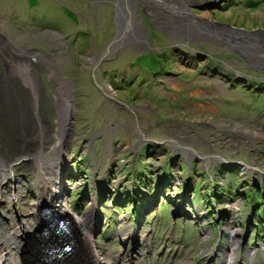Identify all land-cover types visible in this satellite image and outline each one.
<instances>
[{"label": "rangeland", "instance_id": "obj_1", "mask_svg": "<svg viewBox=\"0 0 264 264\" xmlns=\"http://www.w3.org/2000/svg\"><path fill=\"white\" fill-rule=\"evenodd\" d=\"M60 1L77 11L84 6L79 1ZM186 1L185 11L209 25L202 28L196 20L189 25L192 35L186 33L187 28L179 34L138 4L134 16L141 23L140 40L123 37L114 51L103 55L102 68L92 69L97 59L82 55L81 49L94 42L114 41L113 7L103 6L98 21H87L67 18L56 0L39 4L0 0V25L6 24V34L15 46L22 48L26 43L29 50L48 56L51 46L45 29L50 27L72 34L68 43L73 44L71 51L63 52L56 76L48 72L53 65L44 63L45 69H36L44 87L40 102L35 108L31 105L34 111L39 107L37 114L27 105L29 91L15 78L5 81L0 91L13 94V106L0 100V131L3 134L6 118L7 122L19 118L17 126L36 125L35 115L42 114L47 137L56 148L59 117L52 101L54 80L58 77L70 83L75 94L74 138L69 146L61 147L70 158L57 170L58 177L60 173L69 180L66 193L60 185L58 198L81 216L87 214L93 200H99L100 213L89 228L92 242L106 249L111 264H224V260L227 264L233 230L241 232L235 264H264V69L259 67L256 72L223 46L221 40L237 41L236 35L214 26L223 23L254 33L250 37L264 45V0ZM34 21L42 27L34 28ZM124 21L125 28L128 19ZM77 34L86 36L84 43H75ZM179 37L190 40L182 42ZM28 59L38 67L36 61L42 57L32 54ZM109 87L112 97L107 94ZM8 136L11 140L0 135L1 152L22 138V134ZM35 140L39 145L41 138ZM173 141L200 156L192 158ZM206 156L213 159H203ZM5 162L10 165L13 160L9 157ZM20 166L15 173L26 191L18 190L17 179L4 190L10 194V186L14 187L12 192L23 196L22 210H29L34 193L38 196L31 188L36 179ZM41 182L43 186L44 178ZM161 182L164 188L158 190ZM21 211L1 202L0 228L10 230ZM39 219L36 214L34 220ZM130 229L135 230L136 238ZM15 254L20 264L34 262L23 253L20 256V251ZM80 262L79 244L77 254L62 264Z\"/></svg>", "mask_w": 264, "mask_h": 264}, {"label": "bare ground", "instance_id": "obj_2", "mask_svg": "<svg viewBox=\"0 0 264 264\" xmlns=\"http://www.w3.org/2000/svg\"><path fill=\"white\" fill-rule=\"evenodd\" d=\"M141 1L143 2L144 5L146 3V8L149 9L153 17L157 19L158 22H161L165 24L166 26H172L171 29H173L176 33L184 34L183 32L185 31L183 30L187 28L188 26V23L186 20L187 18L185 17L186 2H187L186 0H141ZM137 5L138 4H136L134 0H127L126 2L127 12H128V15L131 16L130 19L132 21V24H135V26L139 27L141 23L136 22V19L134 16V11ZM152 5H156L159 9H161L162 13L156 11L152 7ZM193 22L194 21L189 22V25L193 24ZM5 25L6 24L0 25V32L1 34L5 36V38H8L6 31H5ZM130 30L131 29L127 30V32L125 33L124 40H129V41H134V42L135 40L137 41V39L140 40L141 38L140 30L135 31L133 35L129 34ZM120 33H121V30L119 31L118 35H120ZM4 36L1 35L0 38H4ZM113 49L114 47L110 49L109 54L111 53V51H113ZM19 54L22 56H20ZM25 54L26 53H23L22 51H17L14 54H11L10 52H5V51L1 53L0 63L2 64L4 71L2 74L3 76L1 79L2 81H0V87L9 78H15L16 81L19 82V84H21L25 90L29 91V95L31 96H30V99L28 98L27 105L31 106L34 104H38L40 102V99L42 98L41 92L44 91V87H42V85L39 86L40 83L38 84L37 82H35L39 71L36 70L33 67V65L26 59ZM35 55L38 56L37 54ZM40 56L38 57L40 58ZM28 66H31V67H28ZM18 78L21 79L22 82H20ZM6 90L9 91V89H6ZM53 92H54V96L52 98V101L54 103V107L59 117V123H58L59 125H58L56 132L54 133L55 138L59 137L56 148H55V144L52 145L50 141L51 139L47 137L48 132H49L48 126L46 125L45 121L41 119V117H43L42 114L35 115L36 122L34 123H37L36 125L32 124L31 122H29V124H22L24 127L23 129L22 127L17 126L15 124L16 119H19V118H14L12 121L8 122V124H5L6 126L2 128L4 130V131L2 130L3 134H1V131H0L1 136H3L4 138L5 136H7L9 137L10 140H11V137L8 136L9 133L14 136L16 134L19 137L22 134V138H20L21 143H26L31 140L36 141L35 140L36 136L41 138L39 145H37L38 143L37 141L36 143L32 142V143H35L37 146L35 147L36 150L34 152L23 153V146H26L27 143L22 144L21 149H18L17 148L18 145H16V147L12 149V151L14 152H11L10 147H9V150H5L3 152L0 151V203L1 202L7 203L8 206L11 208L15 206V208L19 211H21L22 209H25L22 204V201L24 200L23 196L21 197L20 195H17L16 192H12L14 191V187H11L9 185L10 194H8L4 190L5 186L8 183L14 182L17 179V181H15V184L17 185V188H19L18 190L26 191L27 187H25L22 184V182H20L21 181L20 178L18 179V176L15 173V167L19 168V166L22 163L24 164H22L20 167L21 168L26 167V169L29 172H31L33 177L36 179V181L34 180V183L32 184L33 187L31 188L36 190L38 194L37 196L34 193L35 200L31 203L29 210H22L21 212H19V215L21 217L19 216L20 219L14 221L13 227H11L10 230H9V227H5V226H2V228H0V235H1L0 238L2 241V243H0V264H20L19 256L15 253L17 251H20V256H21V254L24 252L26 248V244H31V245L36 244L35 240L32 237L31 238H27V237L28 235H31V233L35 232V230L39 228V225L42 224L44 220L47 221V224L49 223L54 224L53 228L47 227L45 230V233L41 234V235L49 236V238L46 240L47 243H45L46 246L50 245L49 247H47V249L51 247H54V248L60 247L61 244L63 245L68 244L67 246H70V245L73 246L72 248L73 250L68 254V256L73 257L77 254L78 246L80 244L82 247V262L80 263L82 264H111L112 261H110V257L108 255L109 253L108 254L106 253L105 251L106 249L101 246L95 245L96 243L92 242V238H93L91 235L92 228H89L90 226H92V222H95L94 217L100 213L99 200H97V198L96 200H93V205H91L87 214L85 216H81L79 213L73 210V207L71 206V204H69L70 206H68V204L65 203L66 201H64V199L61 196H59L58 198V195H59L58 193L61 188L60 185L61 186L63 185L61 190H64L65 192L67 189L66 180H69L68 177L65 179L64 177L61 178L60 173L58 177L59 171L57 170L61 169L63 164L69 161V158H70L66 152L64 153L61 152V147L62 145L69 146L71 139L74 138V130H73L74 123L72 122V120H73V114L75 111V106H74L75 94L73 90V85H71L70 83L64 82L62 80H60L59 83L54 82ZM107 94L111 97L113 96V91L110 87H109V91ZM12 96L13 94L11 95V93L9 92L0 91V100L4 101L7 104L9 103V105H12V103H10ZM34 108H35V105H34ZM34 108H32V110H34ZM68 111H70L69 115H68ZM23 116L28 117V115H22V117ZM5 131L7 132V134ZM142 134L141 136H144ZM173 143L175 144L174 141ZM178 146H181L180 143H178ZM54 148L55 150L53 151ZM190 148L191 147H186V149H190ZM1 153H4L6 158ZM15 153L17 155H14ZM43 153H45L46 156H44L42 159L37 157L38 155H42ZM184 153L187 155H190L192 158L195 155L200 156L197 152L193 154L189 152H184ZM9 157L12 158L13 160V163L10 165L6 164L5 162L7 158L9 160ZM15 158L16 160H14ZM32 159H38V160L36 163H31ZM203 159H206L207 161H211L212 158L210 156H206V157H203ZM54 176L56 177V179H54ZM43 178H44V182L42 186L41 180ZM167 182L168 184L170 183L169 180ZM163 183L164 182L159 183L158 190L161 188H164L165 184L163 185ZM44 191H46L45 195L41 196V193ZM64 192L62 191L61 195ZM42 200H47L48 202L44 204L45 201L41 202ZM17 203L18 205L16 206ZM52 212L55 213V218L58 217L56 222H55V218H53V215H51ZM36 214L41 215L43 218L39 219V221L36 222L34 220V217H36ZM62 220L68 223V227H67L66 232H63V234L62 233L60 234L59 232H55L56 231L55 228H58L60 231H62V228L64 227H61V226L58 227L61 224L59 222ZM70 226H72L71 229H70ZM130 232H131V236L133 238H136V234H134L135 230L130 229ZM76 233H78V236H79V241H78L79 243H73L75 237L76 238L78 237L75 235ZM123 233L124 231L121 232V235H123ZM240 234L241 232L238 230H233L229 233V241L231 243H228L229 253L226 255L227 264H235V260L237 258L238 251H239ZM63 236L65 237L64 239H67L66 240L67 242L65 241V243H64V239H62ZM27 241H30L31 243H25ZM55 259L59 261V260H62V257L55 258ZM189 262H186V263L189 264ZM223 262L225 264V260ZM54 264H61V263L55 262Z\"/></svg>", "mask_w": 264, "mask_h": 264}, {"label": "flooded vegetation", "instance_id": "obj_3", "mask_svg": "<svg viewBox=\"0 0 264 264\" xmlns=\"http://www.w3.org/2000/svg\"><path fill=\"white\" fill-rule=\"evenodd\" d=\"M34 1L37 4H39L40 2L42 3L43 1H46V0H34ZM56 1L59 4H61V7L63 9V14L66 15L67 18L84 17V18H86L87 21H88V19H90V20L94 19L95 21H98L99 19H97V18L99 16L100 8H102L103 6H106V8H107V6H111V7H113V16L116 19V21H115V26L117 28L116 31H118V29L126 21V20L124 21L123 15L121 14V11L127 9V7H126L127 0H72L74 2L79 1V3H83L84 4V6L82 5V8L80 10H78V11L70 8L67 5V3H65V2H61L60 0H56ZM117 17H118L119 20L117 19ZM124 17L127 18L128 20L131 18V16L128 15V12H126V11L124 13ZM43 18H45V17H43ZM34 19H36V18H34ZM135 19H136V22H138L137 18H135ZM131 24H132V21H131ZM33 27L34 28H37V27L41 28L42 24H38L37 21H34ZM137 27L138 26H135V24H132L129 34L133 35L135 31L140 30V27L139 28H137ZM50 28L45 29V31H47L46 35H47V37H49L47 39V41H48L47 44L49 43L50 46H51V48L49 50L51 53H49L48 56L45 55L44 52H41V51H38V50H35V49L29 50L28 49L29 47H27L26 43L21 45V46H23L22 48L15 46L14 43H13V39H11V37H9L8 35H7L8 38H5V36L3 34H1V32H0V36L2 35V36H4V38H0V53L5 51V52H10L11 54H14L17 51H22L23 53H26L25 54L26 59L30 63H32V61H30L28 59V57L30 55L34 54L33 52H39V53H35V54H37L38 56L41 55L42 59H37L36 63H39V64L37 65L38 67H36V68L38 70H43V69H45L43 67L45 65L44 63L51 64V65L54 66V68H51L52 70L49 69L48 72L52 75V77L56 76L57 68L60 69L61 66H62V64L59 62V60H61V57L65 56L63 52L71 51V48H72L73 44L72 43L69 44L68 40L72 36V34L71 35H69L67 33L63 34L60 29L55 31L54 28H52V29H50ZM34 30H36V29H34ZM116 35H117V33L115 34V37L113 39L116 38ZM76 36H78L77 38H75V43H77V45H80V43L83 42L82 41L83 38L86 37V36L84 37V35H82V34H80V35L77 34ZM109 44H110V41L108 43H104L102 45H98V43L94 42L91 47H88L86 45L83 46V49H81L82 50V55H84V56L85 55H89L91 57H94L98 61V62L94 63V65H91L92 69L93 68H100V67L102 68V65L104 63V61L102 60L103 55H104L103 51H106V49H107ZM98 48L101 49V50H99ZM114 50H115V48L113 49V51ZM55 66H58V67H55ZM54 82L59 83L60 82L59 78L56 77ZM5 122H6V124L8 123L7 122V118H6ZM5 126L6 125H4V127ZM140 134H142V133H140ZM174 142H175V146L177 147L178 144L176 143V141H174ZM183 148H186V147H183ZM179 149L183 150L182 147H179ZM189 150H192V148L186 149V152L189 151Z\"/></svg>", "mask_w": 264, "mask_h": 264}, {"label": "water", "instance_id": "obj_4", "mask_svg": "<svg viewBox=\"0 0 264 264\" xmlns=\"http://www.w3.org/2000/svg\"><path fill=\"white\" fill-rule=\"evenodd\" d=\"M135 2H136V4H139V5H141L142 7H143V12H146V3H145V5L143 4V2L141 1V0H134ZM152 7L156 10V11H158V12H160V13H162V11H161V9H159L156 5H152ZM125 11L127 12V9H125V10H122L121 11V14L123 15V18L125 19V17H124V13H125ZM145 14V13H144ZM119 17V16H118ZM118 17H117V19H118ZM185 17L188 19V20H190L189 22H191V21H196L197 20V22H200L201 24H202V28H203V24H206V25H209L208 24V22L207 21H202V20H199L198 18H196V17H191L189 14H188V12H186V14H185ZM119 20V19H118ZM203 22V23H202ZM124 24V23H123ZM213 25V24H212ZM214 26H216V28H218V29H222V31H229V32H233V33H235V35H236V38H237V41L236 40H233V41H230L229 39H224V40H221L222 41V44H223V46L225 45L226 47H228L230 50H232L240 59H242L250 68H252L253 70H255L256 72L259 70L258 68L259 67H261V68H263L264 69V45H263V42H259L258 40V38H256V37H253V36H251L250 37V35H252V34H254V33H249V32H246V31H244V30H238V29H236V28H233V27H231V26H229V25H227V24H223V23H214ZM193 27V26H192ZM122 28H124V26L122 25L119 29H118V31H117V35H116V38L114 39V41H112L109 45H108V47H107V49H106V53H104L105 54V56L106 55H108L109 54V51H110V49L112 48V47H115L116 46V43H118V41L120 40V39H122L123 37H124V35H125V33L127 32V30H129V29H131V19H129L128 20V22L126 23V25H125V28L124 29H126V30H123ZM191 27H189V24H188V26H187V31H186V33L188 34V35H192V32L191 31H189V29H190ZM193 28H195V27H193ZM122 29V30H121ZM192 29V28H191ZM121 30V33H120V35H118V33H119V31ZM178 37V36H177ZM180 39H179V41H182V42H187V41H189L190 39H184V38H181V37H179ZM251 43H254V45L252 46L251 45ZM104 57V56H103ZM37 62V61H36ZM32 65H33V67L35 68V69H37L35 66H34V63H31ZM51 65V64H50ZM10 69V68H9ZM259 72V71H258ZM39 73H40V71H39ZM38 73V74H39ZM26 74H27V72H26ZM18 80L20 81V82H22L21 81V79H19L18 78ZM35 82H37L38 84L40 83V80H39V75L36 77V80H35ZM39 86H40V84H39ZM98 88H99V90L102 92L103 90L98 86ZM12 106H13V103H12ZM29 106V108H30V110L33 112V113H36V112H39L38 111V109H39V107H36V110L34 111V110H32V108H31V106L30 105H28ZM69 112L70 111H68V115H69ZM20 113H21V111H20ZM59 125V124H58ZM18 126H21V124H19ZM6 137V136H5ZM30 141H28V142H26V143H28L26 146H23V153H26V152H34L36 149H35V147H37L36 146V144H34V143H32V142H30ZM26 143H21V141L19 140L18 142H15V143H13V145L12 146H10V149L12 150L14 147H16V145H18L17 146V148L18 149H21L22 148V144H26ZM31 146V147H30ZM5 149H9V147L7 148H5ZM22 153V154H23ZM18 156H20V155H18ZM146 213V212H145ZM144 214V213H143ZM143 214H142V216H143ZM51 215H53V218H55V213L54 212H52V214ZM145 215V214H144ZM174 217L176 218L177 216L176 215H174ZM43 217L42 216H40V219H42ZM57 219H58V217H56L55 218V222L57 221ZM59 223H61L58 227H64V228H62V231H60L58 228H55L56 229V231L55 232H59L60 234L62 233L63 234V232H65V230H66V228L68 227V223L67 222H65L64 220H62V221H60ZM53 225L54 224H51V223H49V224H47V221L46 220H44L43 221V223L42 224H40L39 225V228H37L36 230H35V232H33V233H31V235H28V237L27 238H33L34 240H35V243L36 244H34V245H31V244H26V248H25V250H24V252H23V256H24V258H26V257H31L33 260H34V262H33V264H45V263H43V261L44 260H46L45 258H46V256H47V252L45 251V250H47V246L45 245V243H47L46 242V240L49 238V236H47V235H41L42 233H45V230H46V228L47 227H49V228H53ZM101 225H102V223H101ZM100 225V226H101ZM100 228V227H99ZM65 237L63 236L62 237V239H64ZM67 239H64V243H65V241H66ZM67 242V241H66ZM78 242V240H77V238L75 237V239H74V242L73 243H77ZM25 243H31L30 241H27V242H25ZM61 245H63V244H61ZM65 248H66V246H65ZM70 253V251H68V250H66L65 251V253L63 254V256H61L62 257V259L65 257V258H67L68 256V254ZM67 256V257H66ZM64 258V259H65ZM23 264H26V262H24Z\"/></svg>", "mask_w": 264, "mask_h": 264}, {"label": "clouds", "instance_id": "obj_5", "mask_svg": "<svg viewBox=\"0 0 264 264\" xmlns=\"http://www.w3.org/2000/svg\"><path fill=\"white\" fill-rule=\"evenodd\" d=\"M22 125V124H21Z\"/></svg>", "mask_w": 264, "mask_h": 264}]
</instances>
